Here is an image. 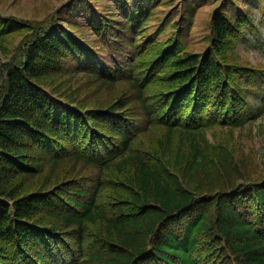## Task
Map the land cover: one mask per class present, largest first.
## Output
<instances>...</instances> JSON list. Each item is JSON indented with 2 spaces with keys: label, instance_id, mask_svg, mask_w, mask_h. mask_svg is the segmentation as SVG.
Here are the masks:
<instances>
[{
  "label": "trees",
  "instance_id": "1",
  "mask_svg": "<svg viewBox=\"0 0 264 264\" xmlns=\"http://www.w3.org/2000/svg\"><path fill=\"white\" fill-rule=\"evenodd\" d=\"M82 1L78 22L30 25L22 56L4 64L0 264H264V177L219 185L209 167L227 171L232 157L207 135L257 116L264 70L224 58L259 37L254 10L216 9L205 52L165 45L142 60L146 0H113L118 16ZM83 20L104 46L72 33Z\"/></svg>",
  "mask_w": 264,
  "mask_h": 264
},
{
  "label": "rangeland",
  "instance_id": "2",
  "mask_svg": "<svg viewBox=\"0 0 264 264\" xmlns=\"http://www.w3.org/2000/svg\"><path fill=\"white\" fill-rule=\"evenodd\" d=\"M82 0H0V15L13 18V23L20 22L19 28H8L9 20L0 19V95L4 87V64L14 57H21L19 45L25 44L29 32L32 31L30 25L37 26L43 24L47 26L51 21H60L64 26H68V19L77 21L81 19L83 10L76 8L71 14L72 4L81 3ZM135 1V0H127ZM145 14L141 15L139 25L140 36L147 43L148 49L141 57L142 60L152 59V57L165 45H175L183 53L186 52H205L211 48L212 39V16L216 9H222L229 14L240 11L238 7L254 10V14L259 21V37L248 36L241 41H237L227 49L224 58L226 61L236 62L242 65L264 70V21L261 19V11L264 7V0H146ZM90 4L99 9L105 15L115 10L117 7L113 0H89ZM83 8V7H82ZM118 16V15H117ZM83 20L82 22H84ZM81 22V23H82ZM78 26H80V24ZM77 29L73 34L79 35L84 40H92L97 48L104 46L99 40V36L92 32L87 26V22ZM257 24V23H256ZM25 39V40H24ZM142 62H139V66ZM174 64V63H173ZM173 64L165 69V75L153 88V91H161L167 86L166 77L173 71ZM261 83H264L261 78ZM81 95H87L90 91L88 83L79 82ZM256 95L261 97L264 91L261 89ZM129 91L125 85L118 87L115 91L102 92L95 98H88L90 101H99L101 104L112 102L116 97L124 95ZM117 95V96H116ZM256 118L246 121L244 124L234 126L214 125L208 129V137L224 148H227L231 155L230 165L225 171L221 164L216 160L212 161L209 167L210 172L218 173L219 185L228 186L229 177L233 180L251 179L257 180L264 177V96L262 102L255 101ZM156 129V128H155ZM153 129L146 135V139L153 134H159L158 130ZM151 147H146V150ZM91 175L89 170H84L80 174ZM228 173V175H227ZM71 174V173H68ZM88 181V179H87ZM89 182L88 184H90Z\"/></svg>",
  "mask_w": 264,
  "mask_h": 264
}]
</instances>
